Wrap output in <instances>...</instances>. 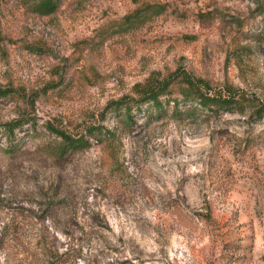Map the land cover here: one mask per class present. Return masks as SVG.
Returning <instances> with one entry per match:
<instances>
[{"label": "rangeland", "instance_id": "1", "mask_svg": "<svg viewBox=\"0 0 264 264\" xmlns=\"http://www.w3.org/2000/svg\"><path fill=\"white\" fill-rule=\"evenodd\" d=\"M56 2L0 0V264H264V0Z\"/></svg>", "mask_w": 264, "mask_h": 264}, {"label": "trees", "instance_id": "2", "mask_svg": "<svg viewBox=\"0 0 264 264\" xmlns=\"http://www.w3.org/2000/svg\"><path fill=\"white\" fill-rule=\"evenodd\" d=\"M37 11L43 15H48L54 13L57 9L56 0H37ZM189 84L190 92L184 94L183 100L187 102H196V108H192V110L201 109L203 111H207L208 113L215 112L221 109H229L236 105V101L233 99L227 100L220 95L210 96L208 94H204L199 88H194L191 82ZM167 95V88H161L159 90H150L147 93L146 98L143 100L144 102H151L156 108L161 111L163 109L162 101L160 97H165ZM176 104V103H175ZM175 111H178V105L176 104ZM125 115L123 118L122 124L124 127H131L133 125V118L131 114L130 108H126ZM192 114V111L190 112ZM256 117L264 115V108H259L254 114ZM23 122L21 120H13L10 122H6L4 124H0V133L2 136H5L8 141H10V151L14 152L16 149V143L14 142L15 132L17 130H21L23 128ZM33 129V126H30ZM47 130L51 133H54L57 137L61 138L60 148H59V157H66L72 152H78L90 147L89 139L96 138V140L100 141H112L116 136L112 132H108L103 130L100 127H91L86 131V136L80 137H72L64 132L54 129L53 127H47ZM33 132V130L31 131Z\"/></svg>", "mask_w": 264, "mask_h": 264}]
</instances>
